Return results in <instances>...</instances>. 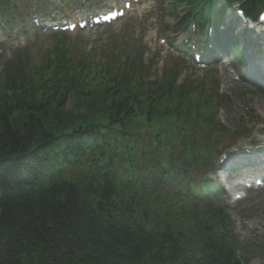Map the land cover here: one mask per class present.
Listing matches in <instances>:
<instances>
[{"label": "trees", "instance_id": "1", "mask_svg": "<svg viewBox=\"0 0 264 264\" xmlns=\"http://www.w3.org/2000/svg\"><path fill=\"white\" fill-rule=\"evenodd\" d=\"M68 93L42 102H0V264H242L236 249L212 234L201 235L207 243L203 257L188 253L184 238L128 209L108 183L88 182L83 191L64 183L40 196L16 194L18 167L28 171L35 163L12 157L54 135L92 126L101 116L123 121L124 113L142 110L124 84H102L90 94L75 90L73 108H67Z\"/></svg>", "mask_w": 264, "mask_h": 264}, {"label": "rangeland", "instance_id": "2", "mask_svg": "<svg viewBox=\"0 0 264 264\" xmlns=\"http://www.w3.org/2000/svg\"><path fill=\"white\" fill-rule=\"evenodd\" d=\"M98 1L94 2L97 4ZM103 7V6H102ZM143 25L150 26L146 20L141 22ZM151 27V26H150ZM100 35L97 34L95 37ZM89 37V36H87ZM95 37H90V41L93 40ZM225 80L230 82L232 80L231 74L225 71ZM237 86L236 84H234ZM247 102L251 104L252 108H260L264 110V102L257 97L248 98ZM246 111V107L244 104H240L235 108V112L237 115H241L242 112ZM251 204L246 203L244 206L247 211V214L242 212V216L239 221H236L234 224V233L240 239L241 242H247L251 240H264V193L263 194H256L252 196ZM249 200V201H250ZM239 211L232 213L233 215L238 214ZM251 213L252 216H248ZM244 215V216H243ZM251 264H264V260H253Z\"/></svg>", "mask_w": 264, "mask_h": 264}, {"label": "bare ground", "instance_id": "3", "mask_svg": "<svg viewBox=\"0 0 264 264\" xmlns=\"http://www.w3.org/2000/svg\"><path fill=\"white\" fill-rule=\"evenodd\" d=\"M57 21V20H56ZM225 23L227 22V23H229L228 21H229V16H227V17H225ZM243 34V33H242ZM232 35H234V36H236L234 33L232 34ZM237 38V37H236ZM238 39V38H237ZM250 39V38H249ZM38 170V169H37Z\"/></svg>", "mask_w": 264, "mask_h": 264}]
</instances>
